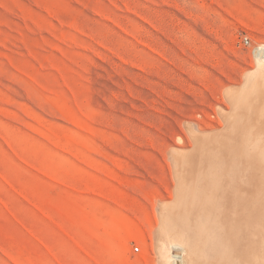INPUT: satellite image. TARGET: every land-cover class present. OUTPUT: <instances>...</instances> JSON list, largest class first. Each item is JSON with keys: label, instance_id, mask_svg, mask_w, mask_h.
I'll list each match as a JSON object with an SVG mask.
<instances>
[{"label": "rangeland", "instance_id": "1", "mask_svg": "<svg viewBox=\"0 0 264 264\" xmlns=\"http://www.w3.org/2000/svg\"><path fill=\"white\" fill-rule=\"evenodd\" d=\"M261 44L264 0H0V264H158L174 152Z\"/></svg>", "mask_w": 264, "mask_h": 264}, {"label": "bare ground", "instance_id": "2", "mask_svg": "<svg viewBox=\"0 0 264 264\" xmlns=\"http://www.w3.org/2000/svg\"><path fill=\"white\" fill-rule=\"evenodd\" d=\"M256 48L257 68L226 97L237 114L224 115V132L189 125L199 149L174 152L178 195L162 206L158 264H264V44Z\"/></svg>", "mask_w": 264, "mask_h": 264}, {"label": "built area", "instance_id": "3", "mask_svg": "<svg viewBox=\"0 0 264 264\" xmlns=\"http://www.w3.org/2000/svg\"><path fill=\"white\" fill-rule=\"evenodd\" d=\"M241 40H242V42H243L244 44H249V42H250L248 36H246V35H243L242 38H241ZM133 248H134L135 250H138V249H139V246H138V245H134Z\"/></svg>", "mask_w": 264, "mask_h": 264}]
</instances>
